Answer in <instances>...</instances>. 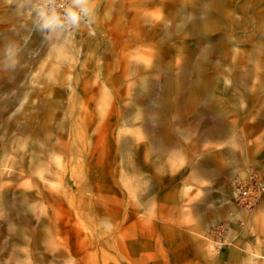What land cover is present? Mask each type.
I'll return each instance as SVG.
<instances>
[{"label": "rangeland", "instance_id": "1", "mask_svg": "<svg viewBox=\"0 0 264 264\" xmlns=\"http://www.w3.org/2000/svg\"><path fill=\"white\" fill-rule=\"evenodd\" d=\"M202 1L0 0V264H264V196L231 199L235 178L264 176L254 23L214 33L227 51L205 53L192 103L139 112L207 47L183 22Z\"/></svg>", "mask_w": 264, "mask_h": 264}, {"label": "bare ground", "instance_id": "2", "mask_svg": "<svg viewBox=\"0 0 264 264\" xmlns=\"http://www.w3.org/2000/svg\"><path fill=\"white\" fill-rule=\"evenodd\" d=\"M233 0H203L201 5L197 7V9L190 12L191 16H189L190 19L183 18L186 20L187 24V30L189 34H192L195 36L197 43H208L207 47L202 49V52L200 56L198 57V61L191 65L190 61H188L190 58H187V56H184L183 66H181L179 75L177 77L173 74V78L171 79L168 77V79H163L164 84H169V86H166L162 88L163 92L161 94H157L156 98L153 100H150L149 103L145 105L143 109H141L139 112L140 115L143 114L145 116L144 120L145 123L148 122L147 117H154L156 119H162L163 114L166 113L168 106L175 105L176 108H182V105L184 106L186 103H192L193 99L195 98L193 95V91L191 89L195 90L194 93L199 96L200 94H203L204 91H206L209 83L211 84V79L204 74L202 69L204 68L205 61V53H218V54H225L226 47L224 38L221 36L215 35L219 34V30L222 28H225L226 20L229 19L232 22V26L235 27H241L242 29H247L249 23L250 25L254 23V25L251 26V29L247 30L246 34H248L246 39L249 38H256V43L260 44L262 49H264V0H241L238 1V4L240 3L241 10H242V18L235 19L233 17V12L230 11V2ZM165 6V5H164ZM178 13L175 10L171 11L170 16L168 19H175L178 18ZM199 15H202L199 17ZM249 25V26H250ZM240 31V30H239ZM167 34V33H166ZM233 34V33H232ZM252 47V46H251ZM248 48L246 51V55H252L256 52L257 48ZM57 56L59 54L62 55V52L57 50L56 52ZM183 58V57H182ZM58 57L56 58V60ZM164 62V58L162 60ZM188 63V64H187ZM239 63V62H238ZM242 64L247 67V62L241 61ZM162 62L157 64L158 68L162 67ZM207 65V64H206ZM167 66H170L167 64ZM49 71V70H48ZM54 71V70H53ZM191 75L192 80L188 79V75ZM53 75V74H52ZM51 75V76H52ZM149 80V79H148ZM146 80H143V82ZM161 81V79H160ZM147 85L145 86V89L142 88L141 91L138 93L137 97L143 98L144 96L147 99H151L152 94H154L155 91V84L146 81ZM176 85L174 95V102L173 103H167V99L165 96H167V93L169 91V87ZM169 88V89H168ZM144 89V90H143ZM166 92V95L164 94ZM205 98V97H204ZM200 108V107H199ZM130 112V111H129ZM153 118V119H154ZM150 119V118H149ZM160 126V125H159ZM158 126V127H159ZM213 131H216L213 128ZM208 132H211L210 129H208ZM161 134V133H160ZM159 145V144H157ZM234 190L232 192L231 199L233 197ZM261 195L258 202L254 205L256 206L262 199ZM233 201V199H232ZM234 203V201H233ZM235 204V203H234ZM253 206V207H254ZM251 207V208H253ZM246 208V209H251ZM134 235V234H133ZM133 235L131 239H133ZM140 236L143 238V234L139 233ZM142 241V239H141Z\"/></svg>", "mask_w": 264, "mask_h": 264}, {"label": "built area", "instance_id": "3", "mask_svg": "<svg viewBox=\"0 0 264 264\" xmlns=\"http://www.w3.org/2000/svg\"><path fill=\"white\" fill-rule=\"evenodd\" d=\"M233 181L232 199L240 207H253L264 194V176L254 171H248L243 178H235Z\"/></svg>", "mask_w": 264, "mask_h": 264}, {"label": "clouds", "instance_id": "4", "mask_svg": "<svg viewBox=\"0 0 264 264\" xmlns=\"http://www.w3.org/2000/svg\"><path fill=\"white\" fill-rule=\"evenodd\" d=\"M73 3L76 6L81 7V10L86 11V9L83 8V5L86 3V0H73ZM68 17L73 23L78 22L80 19L79 13L73 9L68 10Z\"/></svg>", "mask_w": 264, "mask_h": 264}, {"label": "crops", "instance_id": "5", "mask_svg": "<svg viewBox=\"0 0 264 264\" xmlns=\"http://www.w3.org/2000/svg\"><path fill=\"white\" fill-rule=\"evenodd\" d=\"M246 169V168H243V170Z\"/></svg>", "mask_w": 264, "mask_h": 264}]
</instances>
